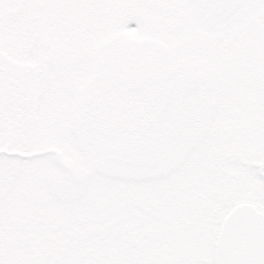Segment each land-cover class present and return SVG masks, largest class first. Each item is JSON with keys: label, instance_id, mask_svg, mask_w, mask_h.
<instances>
[{"label": "snow or ice", "instance_id": "obj_1", "mask_svg": "<svg viewBox=\"0 0 264 264\" xmlns=\"http://www.w3.org/2000/svg\"><path fill=\"white\" fill-rule=\"evenodd\" d=\"M0 264H264V0H0Z\"/></svg>", "mask_w": 264, "mask_h": 264}]
</instances>
